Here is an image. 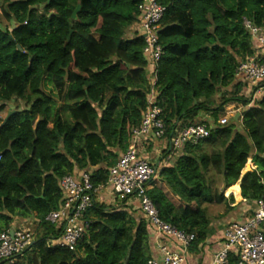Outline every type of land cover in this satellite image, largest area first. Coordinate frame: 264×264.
Here are the masks:
<instances>
[{
    "label": "trees",
    "instance_id": "obj_1",
    "mask_svg": "<svg viewBox=\"0 0 264 264\" xmlns=\"http://www.w3.org/2000/svg\"><path fill=\"white\" fill-rule=\"evenodd\" d=\"M156 2L165 12L151 86L143 39L126 37L140 0H0L7 24L0 26V113L15 105L0 127V233L15 219L35 224L33 244L17 264L153 259L146 223L125 206L95 203L87 210L88 229L73 252L46 247L60 230L44 221L60 206L62 178L90 172L94 188L105 186L107 170L140 125L151 88L165 140L191 126L210 128L206 139L185 144L160 169L147 193L163 223L194 236L188 249L208 237L209 206L231 211L232 198L223 196L228 188L236 199L240 189L248 204L264 201V96L248 107L247 85L235 74L255 49L242 21L264 28V0ZM229 104L241 106V116L219 126ZM200 114L211 124L198 121ZM248 159L255 170L240 178ZM259 229L264 237V222ZM227 264H238L237 257L229 254Z\"/></svg>",
    "mask_w": 264,
    "mask_h": 264
},
{
    "label": "built area",
    "instance_id": "obj_2",
    "mask_svg": "<svg viewBox=\"0 0 264 264\" xmlns=\"http://www.w3.org/2000/svg\"><path fill=\"white\" fill-rule=\"evenodd\" d=\"M164 12L165 8L158 5L156 0H140L139 15L131 28L132 35L143 39L142 54L151 68V86L155 82L153 67L155 68L161 55L159 31ZM242 26L253 41L255 49L253 56L239 64L235 74L247 85L245 93L250 107L264 96V28L256 27L246 19H243ZM156 98L157 93L151 88L140 125L132 131L128 149L107 170L105 186L94 188L90 172L66 176L59 181L60 206L49 213L44 221L59 229L60 235L57 239L48 241L47 248L73 252L88 229L89 224L83 219L84 213L96 203L97 194L103 188H108L118 204L136 205L146 223L156 253V259H151L147 264H183L181 254L173 251L165 240L186 250L194 236L178 232L163 223L147 196L157 180L159 170L141 155V145L149 140L164 139L162 113L156 106ZM235 109L237 108H233L230 116L225 111L217 124L225 126L230 119L240 118L242 111ZM209 130L204 125L188 127L171 138L165 150L176 153L187 143L195 144L206 139ZM253 206L254 210L247 220L232 224L224 230L222 248L213 256L211 264H227L229 254L237 257L238 264H264V237L259 229L264 222V201L259 200ZM33 241L29 228H10L0 233V264H17Z\"/></svg>",
    "mask_w": 264,
    "mask_h": 264
},
{
    "label": "crops",
    "instance_id": "obj_3",
    "mask_svg": "<svg viewBox=\"0 0 264 264\" xmlns=\"http://www.w3.org/2000/svg\"><path fill=\"white\" fill-rule=\"evenodd\" d=\"M129 36H131V28L129 29ZM9 111H14V107H8V112ZM197 119L200 122H206L208 124H211L207 115L200 114ZM167 145H168V141L165 139H162L161 141L149 140L141 145L142 148L141 155L144 158L148 159L150 163L154 164V166H156V168L160 171L161 168L170 166L173 163L174 159L183 152V150L181 149L176 153H170L169 151L165 150L167 148ZM247 162L249 166L248 171L243 173L240 176V178L246 173L255 170V167H253L251 163V159H248ZM239 182H237L233 187L239 188ZM214 189L216 188L214 187ZM227 191L228 189L223 192V196L224 193L228 194V196L227 197L224 196V198L227 199L231 197L233 200L234 195L228 193ZM111 198H113L111 191L108 188H103L96 196V203L104 204L107 206L109 205L116 206V204L112 202ZM239 199L240 201H238ZM239 199H236L238 201L237 202L238 205L236 206H233L234 202L232 203L228 202V206L231 208V211H229L228 213H225V209H226L225 204L220 205L224 207L223 208L224 211L223 212L220 211L219 213H215V214H212L209 211L210 208L208 207V215L210 219L209 234L206 241L202 245H200L197 250L192 251L189 250L188 248L186 250H183L178 245L174 244V242L169 240H165V243L169 244V246L173 251H176L181 254V256L183 257V264H211L213 256L222 248L224 230L232 224L243 223L251 216L254 210L253 204H248L242 200L240 196V189H239ZM118 205L119 207L125 206L127 211H134V213H136L135 216L141 217L139 211L137 210L136 205L133 204L131 206L130 205L128 206L126 204L125 205L118 204ZM32 223H33V219H28L26 221H19L15 219L11 224L10 228L17 229V228H25L28 226L33 227ZM150 237L151 236H149V238ZM150 244H151L152 252L154 253L153 259H156V253H155L153 241L152 242L150 241Z\"/></svg>",
    "mask_w": 264,
    "mask_h": 264
},
{
    "label": "rangeland",
    "instance_id": "obj_4",
    "mask_svg": "<svg viewBox=\"0 0 264 264\" xmlns=\"http://www.w3.org/2000/svg\"><path fill=\"white\" fill-rule=\"evenodd\" d=\"M6 23L3 21V19L0 17V26L3 28V27H6ZM126 37H130L129 36V32L127 33V35H126ZM45 91L46 90H48V88H45L44 89ZM247 93H245L244 94V96L247 98V100H248V95H246ZM23 105V104H22ZM8 107H15V105H13L12 103H10L7 107H6V109L3 111V112H1L0 113V118L1 119H4L5 118V116L7 115V112H8ZM235 108H237V107H235ZM235 110H238V111H242L243 110V108L241 107V106H239L237 109H235ZM229 122V121H228ZM228 124V123H227ZM248 165V162H247V164H246V166ZM246 166L244 167V169L242 170V172H241V175L243 174V173H245V172H247L248 171V169L246 168ZM239 182V181H238ZM214 187L218 190V191H221V181L219 180V178H217V177H214ZM229 189V188H228ZM224 196H228V194H226V193H224ZM112 199V202L114 203V204H116V205H118V203L113 199V198H111ZM238 201H240V199L238 200ZM237 200H236V198L235 197H233V202H234V204H233V206H236V205H238L237 204V202H238ZM209 211L212 213V214H215V213H219L220 211L221 212H223L224 211V207L223 206H217V205H211V206H209ZM131 213L132 214H136V213H134V211H131ZM34 223H32V226L33 227H31V226H28V227H25L26 229H32L33 230V228H34Z\"/></svg>",
    "mask_w": 264,
    "mask_h": 264
},
{
    "label": "water",
    "instance_id": "obj_5",
    "mask_svg": "<svg viewBox=\"0 0 264 264\" xmlns=\"http://www.w3.org/2000/svg\"><path fill=\"white\" fill-rule=\"evenodd\" d=\"M79 11H80V6L78 5V6L76 7V9L74 10L72 16H71V18H72L73 20L76 19V15H77V13H78ZM13 113H14V111H9V112L7 113V115L5 116L3 122L0 124V127L3 126V125L7 122V120L13 115Z\"/></svg>",
    "mask_w": 264,
    "mask_h": 264
},
{
    "label": "bare ground",
    "instance_id": "obj_6",
    "mask_svg": "<svg viewBox=\"0 0 264 264\" xmlns=\"http://www.w3.org/2000/svg\"><path fill=\"white\" fill-rule=\"evenodd\" d=\"M235 107L238 108L239 106H236V105H234V104H229L228 106L225 107V111H226L227 116H230V115L232 114V110H233V108H235ZM245 166H246V165H245ZM246 168L248 169L249 166L247 165Z\"/></svg>",
    "mask_w": 264,
    "mask_h": 264
},
{
    "label": "clouds",
    "instance_id": "obj_7",
    "mask_svg": "<svg viewBox=\"0 0 264 264\" xmlns=\"http://www.w3.org/2000/svg\"><path fill=\"white\" fill-rule=\"evenodd\" d=\"M133 26V25H132ZM132 26L130 27V28H132ZM129 32V31H128ZM132 36H135V35H132V32H131V36L130 37H132Z\"/></svg>",
    "mask_w": 264,
    "mask_h": 264
}]
</instances>
